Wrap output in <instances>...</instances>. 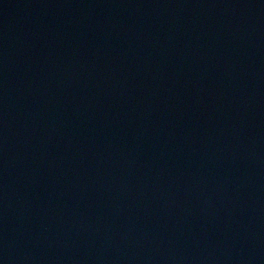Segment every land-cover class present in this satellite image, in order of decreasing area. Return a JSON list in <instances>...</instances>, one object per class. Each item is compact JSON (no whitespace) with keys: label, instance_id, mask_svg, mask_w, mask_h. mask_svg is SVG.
<instances>
[{"label":"water","instance_id":"95a60500","mask_svg":"<svg viewBox=\"0 0 264 264\" xmlns=\"http://www.w3.org/2000/svg\"><path fill=\"white\" fill-rule=\"evenodd\" d=\"M0 264H264V0H0Z\"/></svg>","mask_w":264,"mask_h":264}]
</instances>
